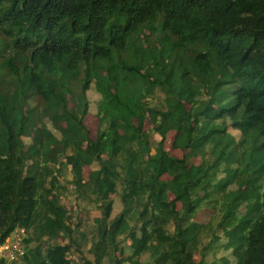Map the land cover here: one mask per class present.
<instances>
[{
	"label": "trees",
	"instance_id": "obj_1",
	"mask_svg": "<svg viewBox=\"0 0 264 264\" xmlns=\"http://www.w3.org/2000/svg\"><path fill=\"white\" fill-rule=\"evenodd\" d=\"M18 229L0 264H264V0H0V244Z\"/></svg>",
	"mask_w": 264,
	"mask_h": 264
},
{
	"label": "rangeland",
	"instance_id": "obj_2",
	"mask_svg": "<svg viewBox=\"0 0 264 264\" xmlns=\"http://www.w3.org/2000/svg\"><path fill=\"white\" fill-rule=\"evenodd\" d=\"M73 85H75V84H73ZM86 95H87V99H88V112H87V115L85 116V118L83 119V123L87 127V129L89 130L90 137L94 138L95 132L98 128L97 104H98L100 97L97 93H95L93 91V89L89 90ZM157 95H158V97H162L160 92H158ZM148 101L151 104H155L158 102V100L154 101L152 99L148 100ZM69 107H72L71 103H69ZM149 128H150V124L148 121H146L144 129H149ZM232 133L235 134L236 136L238 135V133L235 131H232ZM172 135H173V133L170 132L168 139L165 142V148L168 149L172 155L179 156L180 153L177 150L171 149ZM155 137H156V135H155ZM94 168H95L94 166H90V167L86 166L82 169V175H83L84 180L87 179V175L90 173L91 169H94ZM201 172H202V170L199 167L198 159L196 158V159H194V164L191 167V173L192 174H198ZM63 173L65 175L64 176L65 182H63L62 184L66 187L67 191L62 196V200L64 201L67 208L72 209V211L74 212L75 216L78 217V219H80L82 222L88 221L89 224H91L92 220L99 216V212L95 209V207H92L89 205H84L83 203L77 202L74 199L73 195H68V190L72 189V186L70 183L66 182V179H70L71 176H70L68 170H63ZM113 202H114V205L112 208V216L118 214L121 210V204H120L119 200L116 199V197H114ZM247 209H248V205L246 203L240 205L239 214L243 216ZM211 215H212V210H203L196 215L195 221L197 223L204 224L208 221V219L210 218ZM86 217H88V218H86ZM84 224H85V222H84ZM15 236H17V238H18L17 233H15L12 237H15ZM126 252L130 253V250L127 247H126ZM223 255L227 256L228 259L230 261H232L231 257L229 255L225 254V252L219 248H213L210 251L208 256H209V258H212V256H215V258L218 259V258L222 257ZM195 259L198 260L199 256L196 255Z\"/></svg>",
	"mask_w": 264,
	"mask_h": 264
},
{
	"label": "built area",
	"instance_id": "obj_3",
	"mask_svg": "<svg viewBox=\"0 0 264 264\" xmlns=\"http://www.w3.org/2000/svg\"><path fill=\"white\" fill-rule=\"evenodd\" d=\"M15 233L17 236L12 237ZM24 230H15L9 237H7L3 243L0 244V261L5 263L20 262L24 254Z\"/></svg>",
	"mask_w": 264,
	"mask_h": 264
}]
</instances>
